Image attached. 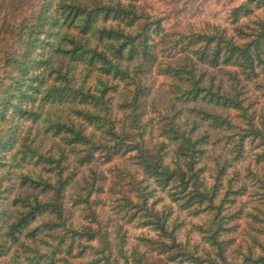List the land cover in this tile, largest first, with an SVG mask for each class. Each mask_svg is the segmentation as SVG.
Here are the masks:
<instances>
[{"label": "clouds", "instance_id": "clouds-1", "mask_svg": "<svg viewBox=\"0 0 264 264\" xmlns=\"http://www.w3.org/2000/svg\"><path fill=\"white\" fill-rule=\"evenodd\" d=\"M242 5L246 11L233 15V10ZM73 6L80 10L72 25L74 33L79 34L74 43L89 50V55L98 53L103 59L95 58L89 63L85 56L73 62L64 53H57L51 56L46 68L30 73L37 76L43 73L48 80L49 72H53L62 77L57 82L61 88L75 93L60 102L38 98L39 107L29 106L32 111L41 112L43 104H48L45 115L52 114L48 122L63 125L58 137L53 136L56 132L53 127L48 133L51 148L40 150L36 147L39 143L36 133L41 121L31 124L11 111L0 121V135L15 129L16 142L6 153V163L15 164L19 153L26 148L53 160L49 165L50 176L65 185L62 223L59 227L41 230L36 239L27 235L34 227L29 223L17 233L15 243L8 238L6 229H0V243L7 241L2 264H81L83 261L147 264L149 248L160 242H173L166 236L180 212L173 209L170 218H163L172 208L173 200L183 203L177 199L183 195L181 178L190 177L192 187L211 195L217 172L225 161L229 166L223 176L222 191L229 187V180L237 187L236 180L250 184L251 200L261 208L254 214L264 219V174L257 175L264 170V161L260 165L251 164L258 153L264 152V100L250 107L252 101L260 97L249 91L260 85L259 90L264 93V64H258L252 54L253 67L249 68L243 59L232 55L236 67L225 76L231 87L213 96L214 86L206 79L207 66L199 61L209 37L222 39L227 44L237 33H249L251 39L264 31V0L251 3L248 0H56L48 15L62 19L60 12ZM15 8V4L4 0L7 18L13 15ZM97 8L102 11L88 30L81 33L85 18ZM17 23L11 20L0 39V79L5 84L10 82L9 75H18L10 70L7 61L28 38L27 29L18 35ZM53 31H58L59 35L50 40L52 49L73 46L66 39L67 25ZM39 39L43 40L44 35ZM236 42L241 43L238 38ZM40 51L35 48L31 56L38 59ZM208 51H211L210 45ZM193 65H196L195 70ZM89 75L94 77L91 85ZM216 117L226 121L221 131L231 126L230 142L226 147L211 146L209 141L197 145V141L207 135V125ZM240 137H245L244 158L237 161L232 159L236 152L229 153L228 149H232ZM193 146L207 149L203 159L196 163L192 158ZM62 153H70L80 161L79 169L55 159ZM34 163L35 158H30L28 164ZM22 168L26 170L27 165ZM201 168H206L207 173H200ZM19 171L14 169L16 175ZM249 171L251 175H246ZM7 183L5 181V186ZM12 195L23 199L24 194L17 189ZM58 195V184L54 182L47 190L46 199L55 203ZM219 200L217 196L212 203L218 204ZM28 202L30 206L31 197ZM73 202H78L74 209ZM208 203L205 200L195 207L207 209ZM70 210L75 213V219L69 217ZM246 211L253 209L249 206ZM133 214V224L137 225L160 217L163 229L155 223L133 229L126 223ZM213 215L214 210H207L198 224L187 223L181 229L183 237L175 243L183 242L191 247L188 241L203 239L206 242L202 247L213 253L210 258L222 264L209 239ZM54 216L52 212L49 219ZM258 227L264 229V223ZM238 242L249 243L247 237ZM246 251L233 245L227 259L240 264ZM194 255L205 257L202 251Z\"/></svg>", "mask_w": 264, "mask_h": 264}, {"label": "trees", "instance_id": "trees-1", "mask_svg": "<svg viewBox=\"0 0 264 264\" xmlns=\"http://www.w3.org/2000/svg\"><path fill=\"white\" fill-rule=\"evenodd\" d=\"M7 2L15 4L16 8L13 9V15L7 18L3 10L4 0H0V39H2V34L11 20L18 21L16 25L19 29L18 35L23 34L25 29H27L28 38L13 53L14 57H10L9 61H7L10 70L18 73V75H9L7 79L10 82L7 84L0 79V121L4 120L9 111L14 113L16 117L24 119L25 122H30L31 124L41 121V128L36 133L39 140L36 147L40 150L50 149L51 138L48 133L55 127L56 132L53 133V136L58 137L60 128L63 125L48 122L52 114L45 115L48 110L47 103L43 104L44 111L41 112H34L29 106L36 105L39 107L40 105L37 104L38 98L41 101L52 99L60 102L67 99L68 95H75V93L66 87L61 88L57 82L62 77L57 76L53 72H49L50 79L48 80L44 79L43 73L39 76L30 73L39 68H46L50 64L51 56L57 53H64L73 62H79L85 56H87L89 63L95 58L102 60L103 57L99 56L98 53L89 55V50L84 49L82 45L74 43L75 37L79 34L74 33L72 25L75 24L80 15V10L74 6L61 11L60 16L62 19H60L59 16L48 15L56 0H7ZM248 2L251 3L252 0H248ZM100 11L102 9L97 8L89 12L88 17L85 18L84 27L80 29L81 33L88 30L89 24ZM241 11H246L245 6L242 5L241 8L234 9L233 15L239 14ZM25 13L28 15L26 16ZM25 21H28V23H25ZM33 21L35 23H32ZM65 25L68 26L66 39L68 44L73 46L52 49L50 40L59 35L58 31H53V29L62 28ZM41 34L44 35L43 40L39 39ZM249 35L251 34L237 33V36L233 37L227 44L222 39L218 40L215 37H209L208 44L201 51L199 61L201 65L207 66L205 68L206 79L214 86L215 90L211 93L213 96L222 94L231 87L225 76L236 67L231 59L232 55H237L238 58L243 59L249 68L253 67L252 54L256 56L258 64H264V58H262V54H264V31L252 36L251 39H249ZM237 38L241 43L238 44L236 42ZM197 39H203V37H197ZM191 42L189 40V43ZM209 45L211 46L210 52L208 51ZM35 48H40L41 50L38 54V59L31 56ZM45 49H47V52ZM117 55L119 56V53ZM45 56L47 58H44ZM195 69L196 65H193V70ZM245 79H248V77H245ZM88 83L89 85L94 83L92 75L88 76ZM259 89L260 85H255L249 91L261 95L264 99V93H261ZM237 94L242 95L243 93ZM257 102L258 99L253 100L250 107H256ZM225 123L226 121H220L218 117L213 118L212 122L207 125V135L198 140L197 145H203L209 141L211 146L222 144L226 147V144L231 140V126L229 125L221 131V125ZM213 136L216 139H212ZM73 139H78V137ZM244 139L245 137H240L239 142L232 149H228L229 153L236 152V156L232 157L233 160L239 161V159L244 158ZM15 142L14 128L0 135V229H6L8 238L13 243L17 239V233H20L29 223L34 225L27 233L32 239H36L39 232L45 228L59 227L62 223L61 218L64 215L63 203L65 200L63 195L65 185L63 181H56L55 177L50 176L52 169L49 165L53 163L52 159H46L44 155L37 154L33 149L26 148L22 153H19V160L15 164L6 163V153L11 151ZM206 151L207 149L193 146V163L203 159ZM33 157L35 158V163L28 164L29 159ZM55 159L61 163L72 165L77 169L80 167V161L74 159L70 153H62ZM262 161H264V152L258 153L251 161V164L260 165ZM24 165H27L26 170L22 168ZM228 166V162L225 161L224 166L219 168L215 182L212 185L211 195L207 192L201 193L192 187L190 177L181 178V192L183 195L178 196L177 199L183 200V203L177 204L176 200H173L172 208L169 209L163 219L170 218L173 214V209H178L179 212H187L189 217L196 218L197 221L191 222V224L195 225L198 224L199 218L205 211L214 210L212 217L213 228L209 239L212 240L216 248L215 256L219 257L222 264H233V261L227 259V256L231 254L229 250L232 249L233 245H236L237 249L246 248L247 250L240 264H264V239H262L264 238V229L258 227V225L264 223V219H262L261 215L254 214L260 212L261 208L251 200L249 193L250 184H244L236 180V184L239 185L237 187L233 186L232 180H229V187L222 191L223 176ZM4 169H7V171L4 172ZM14 169L20 170L18 175L14 173ZM29 172L33 174L30 175ZM199 172L206 174L207 169L201 168ZM76 174H79V172ZM259 174H264V170L257 173V175ZM57 175H60V173ZM246 175H251V172H247ZM233 178L235 179V177ZM5 181L8 182L7 186H5ZM54 182L58 184L59 195L55 203H52L46 199V196L47 190ZM17 189H20L21 193L24 194L23 199L20 195H12ZM185 195L187 199H184ZM217 196L220 197L219 203L213 204L212 201ZM29 197L32 198L30 206ZM205 200L209 202L207 209L195 207V205L203 204ZM76 203L78 202L72 203V209L75 208ZM153 203L155 204L156 202ZM249 206L252 207V212L246 211ZM50 209L52 210L51 212H49ZM52 212L55 213V216L49 219ZM18 214L20 215L18 216ZM68 214L70 218L75 219V213L72 210ZM242 216L249 222L248 229L245 227V235L243 237L240 236V224L238 222ZM134 220L135 214L129 217L126 223L138 228H147L150 224L155 223L156 226L163 229L160 217H156L154 221L143 220L138 225L133 224ZM185 225L183 218L180 216L173 220L172 231L168 232L166 236V238H171L173 242H160L152 250H148L147 264H216V261L210 258L213 253L202 247L206 242L203 239L199 242L195 238L188 241L187 244H190L191 247L186 246L183 242L180 244L175 243L176 240L183 237L184 234L181 236L179 234ZM250 233L253 234L250 235ZM73 234L75 235L74 232ZM246 237L249 243L241 244L238 242ZM6 242L0 243V264H2L3 255L7 252V248L4 247ZM198 251L205 253L203 259L194 255ZM72 252L75 254V249H72ZM81 264H89V262L83 261Z\"/></svg>", "mask_w": 264, "mask_h": 264}, {"label": "rangeland", "instance_id": "rangeland-1", "mask_svg": "<svg viewBox=\"0 0 264 264\" xmlns=\"http://www.w3.org/2000/svg\"><path fill=\"white\" fill-rule=\"evenodd\" d=\"M226 2H229V0H226ZM196 11L198 12L199 11V8H197L196 9ZM256 96H259L260 97V99H258V102H257V104H256V106L257 105H259L260 104V102H261V100H264L263 98H262V96L261 95H259V94H255ZM180 217L181 218H183V220H184V222H185V224H187V223H191V222H195V221H197V219L196 218H191V217H189L188 215H187V212H180ZM238 222H239V224H240V236H244L245 235V229L247 228L248 229V224H249V222L242 216L239 220H238ZM131 228H133V229H139L138 227H136V226H134V225H129ZM246 227V228H245ZM181 235H183V232L181 231V233L179 234V236H181ZM153 248V247H152ZM152 248H149L148 250H152Z\"/></svg>", "mask_w": 264, "mask_h": 264}]
</instances>
